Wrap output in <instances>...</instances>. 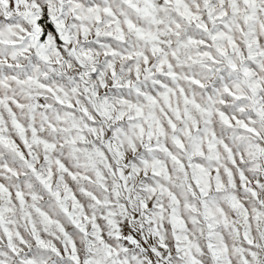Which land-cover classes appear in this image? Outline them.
I'll list each match as a JSON object with an SVG mask.
<instances>
[{
	"label": "snow or ice",
	"instance_id": "1",
	"mask_svg": "<svg viewBox=\"0 0 264 264\" xmlns=\"http://www.w3.org/2000/svg\"><path fill=\"white\" fill-rule=\"evenodd\" d=\"M0 264H264V0H0Z\"/></svg>",
	"mask_w": 264,
	"mask_h": 264
}]
</instances>
